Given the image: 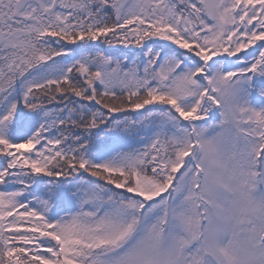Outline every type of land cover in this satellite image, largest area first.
Returning <instances> with one entry per match:
<instances>
[{
	"label": "snow or ice",
	"instance_id": "1",
	"mask_svg": "<svg viewBox=\"0 0 264 264\" xmlns=\"http://www.w3.org/2000/svg\"><path fill=\"white\" fill-rule=\"evenodd\" d=\"M0 264H264V0H0Z\"/></svg>",
	"mask_w": 264,
	"mask_h": 264
}]
</instances>
